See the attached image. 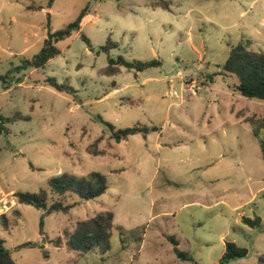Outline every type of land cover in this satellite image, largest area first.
Listing matches in <instances>:
<instances>
[{"label": "rangeland", "instance_id": "374dc122", "mask_svg": "<svg viewBox=\"0 0 264 264\" xmlns=\"http://www.w3.org/2000/svg\"><path fill=\"white\" fill-rule=\"evenodd\" d=\"M151 1L0 0V116H21L0 132V240L15 264H219L227 242L247 254L224 264H264V129L244 122L264 118V101L221 74L240 41L264 53V0ZM84 9L58 56L23 66ZM117 57L161 65L104 75ZM106 124L148 134L117 143ZM59 176L73 182L62 196L48 186ZM18 192L67 210L17 204Z\"/></svg>", "mask_w": 264, "mask_h": 264}, {"label": "trees", "instance_id": "16d2710c", "mask_svg": "<svg viewBox=\"0 0 264 264\" xmlns=\"http://www.w3.org/2000/svg\"><path fill=\"white\" fill-rule=\"evenodd\" d=\"M53 0H47L46 8H50ZM151 8H160L165 11H170L171 2L168 0H152L149 3ZM28 9L42 10V7L30 6ZM86 15V9L82 10L78 17L69 23L63 29L56 32H48L47 38L44 40L41 50L34 55L30 60L23 61V66H27L31 69H40L44 67L49 60L59 55V50L56 44L66 38H69L72 34L80 30V23L83 17ZM49 25V24H47ZM80 38L88 44V40L81 35ZM116 44L107 40L106 44L100 48L101 52L107 53L109 49L115 48ZM161 65L158 60H150L146 62L132 61L127 62L122 57H117L115 60L109 59L108 65L103 69V74L110 76L119 73L120 68H124L134 73H140L150 68H156ZM221 74L224 76H235L236 84L233 86L235 92L246 99H254L258 101H264V53L255 52L250 48V42L248 40L240 41L234 47H232L228 53V56L221 67ZM211 81V80H210ZM45 83L58 92H71V88L66 84L59 85L53 79H47ZM19 114H14L11 117L4 118L0 116V132H3V124L11 123L16 119H20ZM244 122L253 126V133L255 136L264 129V118H246ZM106 126L110 130V138L119 143L125 141L128 137L135 134H148V130L145 127H139L138 125L131 128H125L121 130H115L109 124ZM150 131H156V128L152 127ZM262 160L264 162V141L261 144ZM65 183H73L72 180H68L66 176H59L49 180L48 186L51 192L56 191L57 195L62 196L65 192ZM14 198L17 204L28 205L37 210H43L46 214L65 212L67 207L62 205L60 200L54 201L49 207L46 206V193L41 192L39 194L29 193H14ZM91 195L92 194H88ZM109 219H111L109 217ZM0 221L4 228H6L5 215H0ZM241 223L250 228L260 227L261 220L256 217L254 219L241 218ZM42 223L40 222V227ZM167 240L171 243L172 251L178 259H186V255L180 252L177 248L178 244L172 237H167ZM30 244L24 245L27 247ZM247 254L246 249L240 248L233 242H227L224 245V252L219 260V264H224L228 261L244 258ZM45 256V254H44ZM46 257V256H45ZM259 261H264V258H260ZM0 264H15L10 257L8 250L4 248L3 241L0 240Z\"/></svg>", "mask_w": 264, "mask_h": 264}, {"label": "crops", "instance_id": "0c3cea01", "mask_svg": "<svg viewBox=\"0 0 264 264\" xmlns=\"http://www.w3.org/2000/svg\"><path fill=\"white\" fill-rule=\"evenodd\" d=\"M1 192V191H0Z\"/></svg>", "mask_w": 264, "mask_h": 264}]
</instances>
